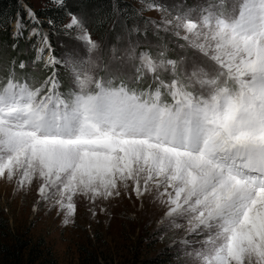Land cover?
<instances>
[{
  "label": "snow or ice",
  "instance_id": "1",
  "mask_svg": "<svg viewBox=\"0 0 264 264\" xmlns=\"http://www.w3.org/2000/svg\"><path fill=\"white\" fill-rule=\"evenodd\" d=\"M148 7L162 13L150 23L176 39L178 58L167 45L153 55L129 39L123 55L113 48L102 64L100 43L74 11L64 27L80 33L86 59L58 60L48 34L31 30L40 37L36 61L48 50L51 72L36 82L12 59L0 76V177L18 188L39 180L41 201L59 206L64 224L77 195L93 203L121 189L154 195L161 223L186 221L181 243L194 264H264V0L174 15ZM24 29L21 17L15 35ZM61 65L70 68L66 91Z\"/></svg>",
  "mask_w": 264,
  "mask_h": 264
},
{
  "label": "rangeland",
  "instance_id": "2",
  "mask_svg": "<svg viewBox=\"0 0 264 264\" xmlns=\"http://www.w3.org/2000/svg\"><path fill=\"white\" fill-rule=\"evenodd\" d=\"M161 1L135 2L140 22L134 24L133 29L139 28L142 37L132 32V35L135 34L132 40H140L141 47L138 51L151 50L153 55L167 45L169 56L178 58L183 53L177 47L176 39L170 33L157 32L155 26L150 23L152 20H161L162 13L149 9L148 5L161 4L174 15L177 10H198L209 4H218L219 0H198L193 4ZM52 2L53 0H27V9L35 12V8ZM17 20L14 21L11 31L14 38H22L23 36L15 35ZM68 21L69 17L65 25ZM23 23L24 32L27 33L25 43L31 44V49L29 45L26 46L25 53L29 57L24 60L25 64L34 74L38 73L37 75L40 76L42 72L46 75L50 74L51 71L47 73L49 68L45 66L49 51L46 50L42 54V60L36 61L37 49L41 46L40 37L30 36L33 28L39 29L41 33L46 32L33 23L28 14ZM85 29L101 45V52L98 55L102 64L111 60L113 48L117 49V56H121L128 47V43H123L124 46L126 45L124 48L123 45H117L121 43L120 40L116 44L107 43L104 37L100 38L98 34H92L86 26ZM70 31L74 37L70 45H63L62 56L55 52L49 38L51 54L61 61L86 59L85 45L77 39L80 33L75 29ZM127 39H130V36ZM9 60H12L9 56H0V76L7 71ZM57 71L60 73L61 81L62 78L66 81L64 88L70 87V68L61 65ZM17 74L24 76L18 72ZM28 76L36 82L45 77L36 79L31 72ZM39 184L40 181L36 180L30 187L18 188L15 179L9 181L0 177V211L8 219L12 230L5 240L11 246L15 238L29 244L15 263V259L7 260L0 255V264H194L192 258L185 254L191 252L192 248H186L181 243L187 238L186 221L177 220L181 225L180 228L172 227L166 220L161 223L165 209L154 199V195L137 198L131 188L121 189L119 197L108 200L97 199L94 203L86 196L77 195L74 198L76 210L72 222L64 224V212L59 206L41 201L38 195ZM14 249L15 247L12 248L13 252L16 251Z\"/></svg>",
  "mask_w": 264,
  "mask_h": 264
},
{
  "label": "trees",
  "instance_id": "3",
  "mask_svg": "<svg viewBox=\"0 0 264 264\" xmlns=\"http://www.w3.org/2000/svg\"><path fill=\"white\" fill-rule=\"evenodd\" d=\"M137 0H66L67 9L58 8L53 2L47 3L43 7L35 8L36 19L39 23L37 26L49 35V38L54 45V50L58 55L63 54L62 47L65 44L70 45L73 40L74 34L70 30H66L64 25L68 16L66 11H74L84 21L85 26L92 32V34H98L100 38L104 37V40L110 44H116L120 40V44H127V39L132 33L133 25L140 22V15L135 5ZM162 2L161 0H156ZM179 2L186 4H193L198 0H166V2ZM27 0H0V56H9L11 59L17 61H24L29 57L25 52L27 51V45L31 49V44H26L27 33H23L22 38H14L11 29L15 20L26 18L27 14ZM49 20L54 22V26L48 23ZM29 21V20H28ZM142 37L141 34H138ZM135 36L131 34L130 39ZM124 43V44H123ZM16 47L13 48L12 45ZM34 47H32L33 49ZM32 51V50H31ZM30 51V53H31ZM39 64V63H38ZM27 66V65H26ZM51 71H47V73ZM6 71H4L5 73ZM33 73L36 79L43 78L46 74L42 72V75H37L26 67L24 72L18 73L20 75H29ZM41 78V79H42ZM66 81H61L62 85H65ZM63 90H67L63 88ZM12 233L9 225V221L4 217L0 211V255L6 257L7 260L21 258L22 251L29 245L28 243L15 238L14 244L11 246L5 240L7 234ZM19 240V241H17ZM15 247L16 251H12ZM14 249V250H15ZM5 258V259H6Z\"/></svg>",
  "mask_w": 264,
  "mask_h": 264
},
{
  "label": "bare ground",
  "instance_id": "4",
  "mask_svg": "<svg viewBox=\"0 0 264 264\" xmlns=\"http://www.w3.org/2000/svg\"><path fill=\"white\" fill-rule=\"evenodd\" d=\"M154 202V201H153ZM158 205V204H157ZM155 209V208H154ZM179 224V223H178Z\"/></svg>",
  "mask_w": 264,
  "mask_h": 264
}]
</instances>
